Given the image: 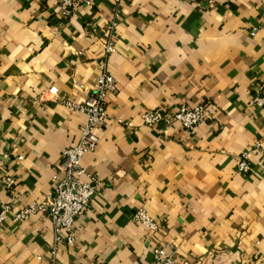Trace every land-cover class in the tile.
I'll return each mask as SVG.
<instances>
[{"label": "crops", "instance_id": "crops-1", "mask_svg": "<svg viewBox=\"0 0 264 264\" xmlns=\"http://www.w3.org/2000/svg\"><path fill=\"white\" fill-rule=\"evenodd\" d=\"M115 8L91 0L65 16L54 0H0V161L16 177L10 192L0 186V210L52 192L87 119L62 100L95 88ZM119 10L110 120L82 158L102 185L76 241L55 252L44 214L7 217L0 264H152L151 246L166 243L185 264H264V151L237 170L241 151L264 145V106L250 103L264 91V0H121ZM51 86L56 98H40ZM200 102L208 117L192 135L141 118ZM139 209L161 225L154 234L134 221Z\"/></svg>", "mask_w": 264, "mask_h": 264}, {"label": "built area", "instance_id": "built-area-1", "mask_svg": "<svg viewBox=\"0 0 264 264\" xmlns=\"http://www.w3.org/2000/svg\"><path fill=\"white\" fill-rule=\"evenodd\" d=\"M60 7L61 14L72 15L81 5L91 4V0H54ZM115 0V16L106 25V35L102 43L104 59L101 61V70L97 78L95 88L84 98L82 102H77L73 98L62 100L66 108L80 111L87 116L86 122L80 127V134L75 144L62 150L57 171L54 175L53 190L39 201H33L29 205L14 211L8 204H1L0 220L10 218L13 222L26 219L32 214H44L52 224L53 229V249L57 252L59 247L73 245L76 241L74 224L77 218L88 207L94 194L102 183L91 174H87L82 165V158L89 152H94L100 144L98 132L104 131L110 115L108 113L109 96L117 89L114 75L109 69V58L115 52L114 30L119 15V2ZM196 5H201L202 0H185ZM210 3V1H209ZM264 26V18L262 21ZM257 28H253L251 33L255 34ZM49 94L55 99L57 88L51 86L43 92L40 98ZM250 103L252 105L264 106V91L255 95ZM207 103L200 102L194 106L182 105L172 112H165L159 109H151L143 114L141 118L144 125L156 126L163 123L170 126L179 123L181 127L190 135L196 132V127L207 120ZM130 125L129 123H126ZM264 151V145L256 142L251 149L241 151L237 170L244 174L251 171L250 158L253 151ZM21 158V157H19ZM87 179L84 180L83 177ZM16 184V177L9 173L2 161H0V186L6 191H11ZM134 221L148 230V234H154L161 225L153 217L149 216L143 209L133 213ZM152 264H185L176 248L171 244H154L151 246Z\"/></svg>", "mask_w": 264, "mask_h": 264}]
</instances>
